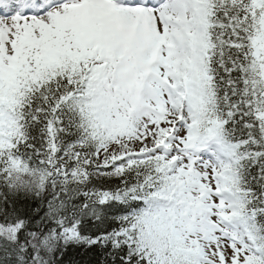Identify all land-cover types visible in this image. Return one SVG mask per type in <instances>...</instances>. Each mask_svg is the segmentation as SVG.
<instances>
[{
  "label": "snow or ice",
  "instance_id": "6c2138e0",
  "mask_svg": "<svg viewBox=\"0 0 264 264\" xmlns=\"http://www.w3.org/2000/svg\"><path fill=\"white\" fill-rule=\"evenodd\" d=\"M70 248L264 264V0H0V264Z\"/></svg>",
  "mask_w": 264,
  "mask_h": 264
},
{
  "label": "trees",
  "instance_id": "16d2710c",
  "mask_svg": "<svg viewBox=\"0 0 264 264\" xmlns=\"http://www.w3.org/2000/svg\"><path fill=\"white\" fill-rule=\"evenodd\" d=\"M103 259L104 256L98 248L87 253L83 248H70L63 257V264H102Z\"/></svg>",
  "mask_w": 264,
  "mask_h": 264
}]
</instances>
